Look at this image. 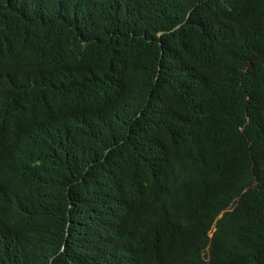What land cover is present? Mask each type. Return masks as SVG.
Wrapping results in <instances>:
<instances>
[{"label":"trees","instance_id":"trees-1","mask_svg":"<svg viewBox=\"0 0 264 264\" xmlns=\"http://www.w3.org/2000/svg\"><path fill=\"white\" fill-rule=\"evenodd\" d=\"M0 264H264V0H0Z\"/></svg>","mask_w":264,"mask_h":264}]
</instances>
